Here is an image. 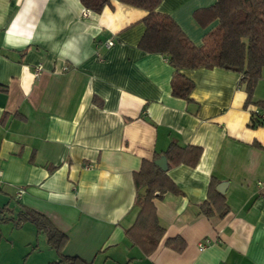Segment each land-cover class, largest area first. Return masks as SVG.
Listing matches in <instances>:
<instances>
[{"label": "crops", "instance_id": "crops-1", "mask_svg": "<svg viewBox=\"0 0 264 264\" xmlns=\"http://www.w3.org/2000/svg\"><path fill=\"white\" fill-rule=\"evenodd\" d=\"M215 1L161 0L157 10L200 45L217 24L206 10ZM146 13L120 0L100 12L79 0H0V230L26 231L27 245L31 233L43 234L53 252L42 264H62L60 255L91 264H264V126H248L240 74L183 68L191 101L173 95L174 67L138 46ZM253 97L264 99V77ZM171 142L202 152L193 166L167 169L180 193L153 200L164 234L144 254L126 235L138 212L134 173ZM211 180L226 182L221 217L199 212ZM29 211L67 235L60 253L22 220ZM175 236L181 251L165 244Z\"/></svg>", "mask_w": 264, "mask_h": 264}, {"label": "trees", "instance_id": "trees-1", "mask_svg": "<svg viewBox=\"0 0 264 264\" xmlns=\"http://www.w3.org/2000/svg\"><path fill=\"white\" fill-rule=\"evenodd\" d=\"M79 1L86 9L94 12H100L110 3V0ZM120 1L147 11L142 18L144 31L138 46L144 51L164 55L174 67L170 84L173 95L191 101L190 92L194 82L180 69L216 66L236 71L240 74L239 83L246 92L243 107L251 109L248 126H264V116L261 114L264 112V99L253 97L264 68V0H216L206 10L211 18L217 19V24L204 36L200 45L194 44L170 15L157 10L161 0ZM201 152L202 148L198 145L171 142L165 150L155 152L152 159H143L139 170L134 173L135 205L138 212L133 224L126 229V235L144 254L153 251L164 234L153 200L167 191L180 193L168 176L167 169L179 163L193 166ZM161 156L165 158L166 169L155 163ZM217 184V180L210 181L206 197L198 205L199 212L208 217H221L229 210L225 195L216 189ZM21 218L33 222L38 230L45 231L48 245L60 253L67 235L49 218L32 211L22 214ZM165 244L181 251L185 241L175 236L167 238ZM56 263L91 264L77 255H60V260Z\"/></svg>", "mask_w": 264, "mask_h": 264}, {"label": "rangeland", "instance_id": "rangeland-1", "mask_svg": "<svg viewBox=\"0 0 264 264\" xmlns=\"http://www.w3.org/2000/svg\"><path fill=\"white\" fill-rule=\"evenodd\" d=\"M261 77H264V71L261 70ZM1 226V225H0ZM33 228L32 225H28ZM3 229L0 230V259L2 262L8 264H42L43 258L45 255L48 257L51 255L50 252H53L51 249H48L45 238L43 234L36 235L31 233V244L27 245L21 241H27L28 233H21L18 235V231L11 229L10 225H3ZM41 246L38 254L33 255L31 252L33 246ZM30 252V253H29ZM32 253V254H31ZM44 264H48L50 258Z\"/></svg>", "mask_w": 264, "mask_h": 264}, {"label": "water", "instance_id": "water-1", "mask_svg": "<svg viewBox=\"0 0 264 264\" xmlns=\"http://www.w3.org/2000/svg\"><path fill=\"white\" fill-rule=\"evenodd\" d=\"M155 163L162 169H166V165H165V158L163 156H161L160 158L155 160ZM216 189L220 192V193H224L225 189H226V182H219L216 185Z\"/></svg>", "mask_w": 264, "mask_h": 264}, {"label": "built area", "instance_id": "built-area-1", "mask_svg": "<svg viewBox=\"0 0 264 264\" xmlns=\"http://www.w3.org/2000/svg\"><path fill=\"white\" fill-rule=\"evenodd\" d=\"M112 44V40H107V42H106V46H109V45H111ZM40 66H38L37 67V69L39 68ZM262 114V116H264V112H262L261 113ZM21 193H22V190L21 189H19L18 191H17V196H20L21 195ZM208 242H209V239H204L202 242H200V244H199V248L200 249H203L207 244H208Z\"/></svg>", "mask_w": 264, "mask_h": 264}]
</instances>
